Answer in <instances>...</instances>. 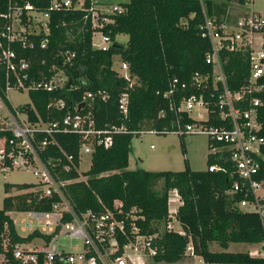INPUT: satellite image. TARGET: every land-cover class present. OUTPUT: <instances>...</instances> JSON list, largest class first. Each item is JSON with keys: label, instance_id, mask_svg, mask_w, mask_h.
I'll return each instance as SVG.
<instances>
[{"label": "built area", "instance_id": "1", "mask_svg": "<svg viewBox=\"0 0 264 264\" xmlns=\"http://www.w3.org/2000/svg\"><path fill=\"white\" fill-rule=\"evenodd\" d=\"M204 20L200 27L202 37L209 40L211 50L206 54V63L212 66L211 75L193 77L198 87L207 96L192 95L184 98L180 107L174 104L178 92L188 90L189 84L175 78L166 98L171 99L176 120L170 128L162 131L146 130L153 134L174 133L180 137L206 136L212 154L228 158L238 177L230 195L243 194L237 204L244 213L256 215L264 234V179L258 176L264 171V136L260 134V109L264 99L255 94L264 91V15L251 10L234 25L218 22L211 18L203 4ZM240 1V0H236ZM246 5L254 0H243ZM83 14V25L92 31V46L107 52L121 44L112 36V25L127 13V3L112 4L111 0H50L45 9L37 7L29 0H10L8 8L0 14V173H31L37 183L29 191H35L39 198L55 199L50 211L29 210L17 233L25 240L14 246L13 257L16 264H155L159 253L158 234L141 233L137 221L142 219L136 208L126 210L124 203L115 201L113 208L102 212L92 210L79 212L70 202L66 186L74 180H63L62 172L69 173L75 165L74 156L67 155L59 145L58 135H76L81 140L78 153L92 155L96 149H109L114 144V136L125 127H97L93 113L88 110L85 96L82 104L67 109L63 98H53L45 111L35 106L32 93H56L66 84L63 69L54 66L50 73L46 58L42 68H33L28 52L47 50L51 37V21L54 14ZM261 34L260 42L257 35ZM224 53H248L250 76L239 90L229 88L224 69ZM28 55V56H26ZM62 64H68L75 54L61 53ZM120 76L130 80L129 64L120 55ZM58 68V70H57ZM114 68V67H113ZM11 92L26 94L30 102L15 105ZM101 94V93H100ZM102 95L103 100L107 96ZM128 95L120 100V111L128 114ZM200 113L193 122H184L182 113L190 115L196 108ZM85 109V110H84ZM84 110V111H83ZM64 112V115L61 113ZM166 113L161 112L160 117ZM59 148L63 159H45L50 149ZM153 148V146H152ZM211 172L225 171L219 164L209 167ZM80 173V172H79ZM81 180V178L75 179ZM174 194V198L171 195ZM182 199L177 190L170 192L168 199L169 221L167 230L186 236L187 232L178 221L177 215ZM186 256L198 255L194 252L191 236ZM253 257L264 258V238ZM202 259V257H200ZM202 262L205 264L204 260Z\"/></svg>", "mask_w": 264, "mask_h": 264}, {"label": "trees", "instance_id": "2", "mask_svg": "<svg viewBox=\"0 0 264 264\" xmlns=\"http://www.w3.org/2000/svg\"><path fill=\"white\" fill-rule=\"evenodd\" d=\"M9 1L0 0V14L7 10ZM29 1L41 9L50 4V0ZM228 2L203 0L208 15L218 22L234 25L248 15V12L238 8H230ZM239 2L246 5L243 0ZM82 18L80 12L54 14L48 49L28 52L35 70L42 68L41 61L46 58L51 74L55 72L54 66H61L66 75L65 86L56 93H32L38 110L45 111L53 98H63L66 110L73 109L85 101V96L92 94L94 98L85 103L93 113L97 127H125L123 132L114 136L111 148L95 150L87 172L79 173L73 169L60 174L63 180H74L66 186V193L75 209L79 212H102L113 208L117 200L124 203L126 210L136 208L143 217L137 221L141 233L159 235V253L154 259L155 264L182 262L186 257L189 236L195 254L202 257L205 264H264V258L253 257L248 252L210 250L214 242L228 248L231 243L259 244L264 238L259 218L238 209L237 204L244 198L243 194H228L238 180L228 159L229 153L222 156L211 153L207 162L208 168L219 164L226 168V172H211L208 168L194 171L189 165L177 172L149 171L140 167L129 169L133 140L139 137L136 132L162 131L170 128L176 120L171 99L165 97L175 78L189 84L188 90L175 95L176 108L180 107L184 98L201 94L207 96L193 82L194 76L211 75L213 72L212 66L205 60L211 44L202 37L200 29L204 20L201 1L130 0L127 13L112 25V36L127 35L128 41L107 52L92 46V31L84 27ZM67 52L75 54V57L70 63L61 65V53ZM114 55H120L129 64L130 80L120 76L113 68ZM223 61L229 88L239 90L250 76L248 53H224ZM100 93L107 99L103 100ZM124 94L129 99L127 116L120 111V100ZM255 97L264 99V91L255 94ZM161 112L166 113L165 117L159 116ZM181 115L184 122H193L190 115ZM259 121L262 124L260 134L264 136V106L260 109ZM56 140L67 155L74 156L75 165L79 167L80 138L66 134L58 135ZM44 158L53 161L63 159L64 164L68 163L59 148L52 147ZM81 176L86 180L75 181ZM258 179H264V171ZM14 187L6 184V193ZM16 187L20 193L6 197L0 210V255L4 257L3 264H16L14 246L25 240L17 233L10 214L29 210L50 211L55 201L39 198L37 192L29 191L34 184ZM174 190L182 199L177 218L186 230V236L167 230L168 199Z\"/></svg>", "mask_w": 264, "mask_h": 264}, {"label": "rangeland", "instance_id": "3", "mask_svg": "<svg viewBox=\"0 0 264 264\" xmlns=\"http://www.w3.org/2000/svg\"><path fill=\"white\" fill-rule=\"evenodd\" d=\"M227 1V0H223ZM112 4L119 5L121 3H129L130 0H111ZM230 8H238L241 11L249 12L254 10L257 13L264 15V0H254V2L247 5L241 4L236 0H229ZM261 42L263 37L261 34L257 35ZM117 42L126 44L128 41L127 35H118ZM120 58H114V69H120ZM10 98L13 104L20 105L30 102V98L26 94L11 92ZM203 110L196 107L190 116L193 119H198ZM153 146V148H152ZM185 150V153H184ZM212 153L210 142L206 136H188L180 137L174 133L168 134H153L145 132L133 140V153L130 156L129 169L135 170L138 167L149 171H183L186 165L194 171H205L208 168V156ZM92 163V158L88 154H82L79 166V172H87ZM81 180H86L81 176ZM37 183V179L31 173L13 172L7 175L0 173V210L3 209V201L6 197L20 193L17 190V185L28 184L33 185ZM11 184L15 187L6 193L5 185ZM161 188V184L158 189ZM260 193H264L261 190ZM174 194L171 198H174ZM16 221L17 229H21V223L25 219V215L21 213L10 214ZM258 244L245 243H231L228 248H222L220 244L214 242L210 245V250L213 252L230 251V252H248L249 254H256L259 249ZM3 255H0V264H3ZM200 256L194 259L193 256H186L185 259L176 264H204ZM164 264V263H156Z\"/></svg>", "mask_w": 264, "mask_h": 264}, {"label": "water", "instance_id": "4", "mask_svg": "<svg viewBox=\"0 0 264 264\" xmlns=\"http://www.w3.org/2000/svg\"><path fill=\"white\" fill-rule=\"evenodd\" d=\"M69 83L71 84V81H69ZM69 87H70V86H69ZM69 87H68V88H69ZM81 108H83V104L80 106V109H81Z\"/></svg>", "mask_w": 264, "mask_h": 264}, {"label": "bare ground", "instance_id": "5", "mask_svg": "<svg viewBox=\"0 0 264 264\" xmlns=\"http://www.w3.org/2000/svg\"><path fill=\"white\" fill-rule=\"evenodd\" d=\"M191 117V116H190ZM192 118V117H191ZM209 169V168H208Z\"/></svg>", "mask_w": 264, "mask_h": 264}]
</instances>
